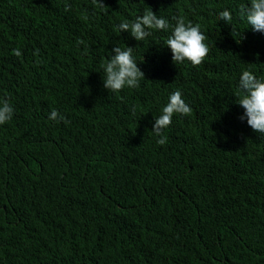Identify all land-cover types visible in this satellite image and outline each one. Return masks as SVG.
<instances>
[{"label":"trees","instance_id":"trees-1","mask_svg":"<svg viewBox=\"0 0 264 264\" xmlns=\"http://www.w3.org/2000/svg\"><path fill=\"white\" fill-rule=\"evenodd\" d=\"M101 2L0 0V99L15 110L0 125V264H264V135L237 104L244 70L264 80L249 0ZM150 8L167 30H117ZM173 17L201 26V65L172 62ZM116 44L133 47L138 88H104ZM177 89L192 112L159 145Z\"/></svg>","mask_w":264,"mask_h":264},{"label":"clouds","instance_id":"clouds-1","mask_svg":"<svg viewBox=\"0 0 264 264\" xmlns=\"http://www.w3.org/2000/svg\"><path fill=\"white\" fill-rule=\"evenodd\" d=\"M99 8L106 6L101 0H93ZM67 10V6H66ZM239 15L247 21L253 31L264 33V0H249V3L242 4ZM175 21L171 34L167 37L165 44L171 50L172 62L182 64L185 61L193 66H199L209 53V47L205 43L207 37L201 31L199 24L186 22L183 17H173ZM218 19L231 24L232 13L225 9L218 14ZM169 20L158 16L156 12L146 10L142 15L134 20H124L119 23L117 30L128 32L136 41H143L152 34L151 30H167ZM107 62L102 64L103 86L109 92H119L125 87L138 88L140 81L145 79V74L138 67L133 53V47L121 48L118 44L113 47ZM13 54L17 57L21 55L20 49H14ZM238 102L244 109L243 115L239 117L241 121L246 119L247 125L256 133L264 135V80L250 70H244L238 81ZM14 107L7 98L0 99V125L6 124L13 118ZM192 108L185 102L182 92L177 89L170 93L168 102L162 107L161 114L154 118L155 123L152 132L157 139V144L167 143V136L164 130L167 129L175 114L182 116L190 115ZM135 115V110H133ZM49 119L64 121L65 117L58 110H52Z\"/></svg>","mask_w":264,"mask_h":264}]
</instances>
